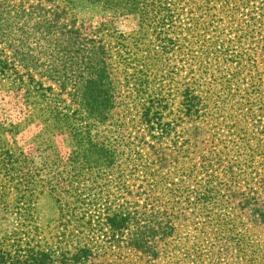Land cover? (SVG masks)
Here are the masks:
<instances>
[{
    "label": "rangeland",
    "instance_id": "1",
    "mask_svg": "<svg viewBox=\"0 0 264 264\" xmlns=\"http://www.w3.org/2000/svg\"><path fill=\"white\" fill-rule=\"evenodd\" d=\"M127 1L0 0V243L264 264V0ZM80 42L90 93L59 51Z\"/></svg>",
    "mask_w": 264,
    "mask_h": 264
},
{
    "label": "trees",
    "instance_id": "2",
    "mask_svg": "<svg viewBox=\"0 0 264 264\" xmlns=\"http://www.w3.org/2000/svg\"><path fill=\"white\" fill-rule=\"evenodd\" d=\"M100 1V0H97ZM119 2L120 0H103V2ZM127 6H130L132 8L133 2L127 1ZM137 5V0H136ZM135 6V4H134ZM28 11L22 9V12L17 13V15H14L16 17H19V19H24V16H28ZM57 19L55 18H49L47 21V18L41 17L38 15L37 18H35L34 26L37 27V30L39 31V34H41L44 30L47 32H52L53 28H56L55 21ZM21 22V21H20ZM64 26V25H63ZM74 42V40H72ZM56 45L58 44L56 41H54ZM72 44V43H69ZM100 45V46H99ZM99 45H92L90 47H87V49L81 46V42L78 44V47H67L62 48L60 46L59 51L64 53H68L69 59L64 60L63 64H72V62L76 61L75 64L79 65V71L80 78L82 81V92H88L90 93L94 86L98 88L96 79L98 75L103 74L102 65H104V62L101 60L102 56L99 55V51L94 52L95 56L90 57L88 60H84V55L86 50L88 52L92 51L93 48H98L99 50L103 49V46L101 44ZM81 46V47H80ZM78 55H80V59L78 58ZM96 58H99L98 61H95ZM69 65V66H70ZM68 66V65H66ZM68 66V69L70 67ZM104 68V67H103ZM105 70V69H104ZM106 99L102 100L101 103H105ZM33 212H19L18 214L21 216V218L31 220L33 216L31 215ZM21 233H25L21 232ZM26 239L24 240L22 236H18L17 238L13 237H5L3 238V241H1L0 245L3 247H0V264H55L56 260L63 262V263H70V261H74L75 263L80 262L82 259L88 256L90 249L86 246L78 247L77 249L73 250L70 255L67 251H61L59 254H57V250H53L50 247H45L43 245H40L38 241L35 239V234L29 237V233L25 234Z\"/></svg>",
    "mask_w": 264,
    "mask_h": 264
}]
</instances>
